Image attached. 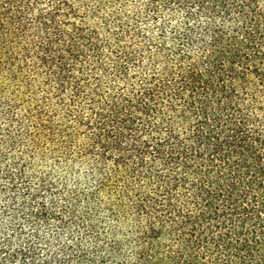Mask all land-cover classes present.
I'll return each instance as SVG.
<instances>
[{
  "label": "trees",
  "instance_id": "16d2710c",
  "mask_svg": "<svg viewBox=\"0 0 264 264\" xmlns=\"http://www.w3.org/2000/svg\"><path fill=\"white\" fill-rule=\"evenodd\" d=\"M0 264H264V0H0Z\"/></svg>",
  "mask_w": 264,
  "mask_h": 264
}]
</instances>
